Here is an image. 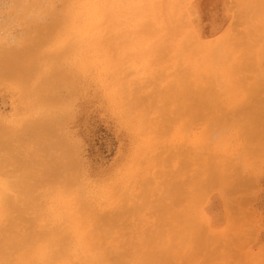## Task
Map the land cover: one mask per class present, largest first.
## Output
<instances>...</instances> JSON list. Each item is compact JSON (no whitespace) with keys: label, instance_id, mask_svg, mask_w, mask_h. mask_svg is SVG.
I'll return each mask as SVG.
<instances>
[{"label":"rangeland","instance_id":"obj_1","mask_svg":"<svg viewBox=\"0 0 264 264\" xmlns=\"http://www.w3.org/2000/svg\"><path fill=\"white\" fill-rule=\"evenodd\" d=\"M89 1L100 11L106 5L104 0ZM156 1L165 3V0ZM174 1L158 21L163 22L164 29L168 21H179V31L169 34L163 29L159 34L148 32L147 37L141 34V40L136 38L140 50L145 52L150 46L149 53L137 56V48H130L129 42L126 53L129 58L135 55L133 68L121 67L122 70L113 72L103 54L107 21L102 15L91 16L88 19L91 26L83 35L86 38L73 40L74 45L58 62L69 78L64 83L59 79V84L64 86L59 91L61 99L53 104L49 117L55 120L52 121L53 134L57 136L54 143L59 139L61 147L50 146L45 141L38 144V139L26 135L23 143L18 144L20 150L14 151L13 155L20 156L21 161L31 162L29 153L33 152L37 159L58 156L59 165L66 162L67 167L62 168L65 172L60 178L57 176L60 180L49 173L45 175L46 185L36 186L35 201L27 203L28 208L19 202L25 219L20 218L12 232L19 229L17 232L33 237L37 240L34 244L41 247L47 245L44 238L49 232L51 235L55 232V240L61 242L53 248L64 249L70 264H264V0ZM78 3V0H0V43L12 45L14 36L23 38V29H27L26 22L32 16H37L40 25L45 24L41 23L45 22V16L48 20L54 15L65 17L69 23L74 19ZM158 7V14L162 13ZM46 9L49 14L40 15ZM68 9L71 19L65 14ZM168 12L170 15L166 17ZM144 14L130 15V30L135 28L132 18L145 20ZM83 22L76 20L75 25L82 27ZM122 24L126 21H119V26ZM165 34L171 35L163 37L169 41L165 45L174 44H170L172 50L166 45V52L158 58L162 59L160 64L158 54L153 51L155 45L162 44ZM92 37L94 43H89ZM52 48L43 44L34 55ZM50 64L43 62L39 67L48 72L54 65ZM37 75L42 76V72L29 84L40 79ZM136 81L139 84L134 85ZM172 82L175 88L178 84L179 90L191 92L188 100L181 101L185 108L176 111L175 102L174 106L161 107L167 98L155 94L173 85ZM18 87L0 79L2 118L11 119L20 106ZM146 96L151 97L146 101ZM156 100L159 108H153ZM64 102L68 103L64 106ZM168 108H174L173 112ZM186 108L194 114L190 115ZM25 118L22 115L19 121ZM1 120L2 130L20 126ZM16 171L22 172L15 161L5 166L0 170V183L13 182L18 176ZM6 173L9 176L3 175ZM6 193L12 195L15 191L8 188ZM61 194L68 197L71 208L82 214V218L76 219V226L70 217L60 216L63 211L69 213L59 201ZM26 217L34 224L30 227L31 220L27 221L30 229L25 228ZM52 226L59 228L58 231ZM100 232L103 238L97 235ZM165 251L169 254L162 258ZM7 252L12 256L19 253L16 249ZM43 256L34 254V264H48Z\"/></svg>","mask_w":264,"mask_h":264},{"label":"bare ground","instance_id":"obj_2","mask_svg":"<svg viewBox=\"0 0 264 264\" xmlns=\"http://www.w3.org/2000/svg\"><path fill=\"white\" fill-rule=\"evenodd\" d=\"M69 1V0H68ZM71 2H75L76 0H70ZM78 7H77V12L74 13V19L71 20L69 23H67L69 20H67L65 17L64 19L60 18V17H55V15L53 17H48L49 19L47 20L46 16L47 14H49V8L46 9V11L43 14L40 15H44L45 17V22H41V23H45L40 25L39 22L36 21V17L37 16H32L29 18V21L26 22V24L28 25L27 29L25 27L24 30V36L23 38H21L19 40L15 39L16 37L14 36L13 39V44L12 45H8L6 42H1L0 43V79H2V81H9L12 82V84H17L19 87V93H20V98H19V107L16 110V112H14L11 116V119L9 118H2L0 116V118H2L4 121V123L7 124L8 123L11 124V126H17L18 124H20V126L16 129H11V130H2L1 127L0 128V170L4 169L5 166L9 165L11 162H16L18 165L19 170H22V172L19 174L18 171H16L15 173H18L17 175L15 174V180L13 182H4V183H0V216H1V220H0V264H34V254H41L44 255L43 260L48 261V264H70L68 259L66 258V253L64 252V249L62 248H53L54 245H59V243L61 242L60 239L55 240V232L54 234L51 235V232H49L50 234L44 238V240H47L48 243L47 245H44L43 247H45V251L43 250V247L41 246H37L34 244V241L37 243V240L34 239L31 236H27L25 234H23L22 232H15L13 233L12 231L14 227L17 226L18 223H20V218H24L25 219V213L24 215H22V208L19 206V202H23V206H25V208H28V204L30 201L31 203L35 201L36 196H34V192L36 189V186L41 183L42 185H46L45 180L43 181L45 175L47 173L51 174L53 176V178H56V180H60L58 179V177L60 178V174L64 173L65 171L62 169L64 167V164L66 163H62L59 165V161L61 159L57 157H53L52 159H37L35 158V154L33 155L32 153H29V157L30 155H32V160L31 158H29L31 160V162H29L27 159H25L24 161H21V158H19L16 154H14L15 150H20L18 148V144H22L23 143V138L24 136L28 135V136H33L34 139H38L39 142L37 141V143L39 144L41 141H45L47 143H49L50 146H55V144H57L58 147H61V143L59 142V139L56 140V143H54V136H56V134H53L55 130H53V128L55 129V125L52 123L53 118L49 117L52 115V113H49L53 106V104L57 101L61 99V93H59V91L61 90L62 84H59V82L63 81L62 83H64V81H66L69 78V75H67L64 71V69H62L59 65L58 62L60 61V58L62 59V57L65 56V54L67 53L68 49L74 45V41L76 40V38H79L80 40L83 37V35L86 32V29L89 28L91 25V23L88 21V19L91 16L97 17V16H103L106 21L107 24L105 26L106 30V37H103V43H104V53L105 57L107 58V64L109 67V70L112 69V72L115 70H119L123 67L125 68H133V57L134 56H130V58L128 57L126 51H128L131 47L135 49L137 48V56H143L144 53H149V47H148L145 52H141V45L139 40L137 41L136 38L138 37V39L141 37V34H145L148 32L153 34L154 33H158L159 31H162L164 29V27H162L163 22L161 23L160 21H158V19L160 20V16L162 19V15L164 14V9L167 8L168 5L173 4L174 5V0H165V3H162L163 1H159L157 2L156 0H104V4H106L104 6L103 11L97 10L96 7H94L93 3L89 0H78ZM95 1V0H94ZM174 1V2H173ZM177 1V0H176ZM58 2V1H57ZM98 2V1H97ZM180 2V1H179ZM178 2V3H179ZM159 3V4H158ZM162 3V4H161ZM42 4V3H41ZM63 4V3H62ZM177 4V3H176ZM17 5V3L15 4ZM28 4H26L27 6ZM178 5V4H177ZM176 5V6H177ZM64 6V5H63ZM159 6V7H158ZM180 6V5H179ZM19 6H16V8ZM157 7L159 8V11L161 10L162 13L157 11ZM39 9V8H38ZM43 9V8H42ZM42 9L40 11H42ZM62 9V8H61ZM60 9V10H61ZM12 10V9H11ZM55 10V9H54ZM22 11V10H21ZM166 11V10H165ZM168 11V10H167ZM173 11V10H172ZM35 12V11H33ZM144 14V12H146V14H144L145 20H139L138 17L135 18L133 17L132 20L135 22H133L135 24V28L132 27V29L130 30V15L135 14L138 15L139 13ZM175 12V11H174ZM14 13V12H13ZM19 13V12H18ZM25 13V12H24ZM40 13V12H39ZM71 10L68 9L65 14L68 15L67 18L71 19ZM172 13V12H171ZM159 16H158V15ZM173 14V13H172ZM176 14V13H175ZM19 15V14H18ZM21 15V14H20ZM134 15V16H135ZM141 15V14H140ZM146 15V16H145ZM170 13L168 12V14L166 13V17H169ZM184 15V14H183ZM123 16V17H122ZM142 16V15H141ZM16 17V15H15ZM15 17H13L15 19ZM147 17V18H146ZM170 17H173L172 15ZM20 18V17H19ZM43 18V19H44ZM185 18V17H184ZM23 18H21L20 20H22ZM42 19V20H43ZM82 19L84 22L82 27H78L75 25L76 20ZM136 19H138L139 21H137ZM172 19V18H171ZM176 19V18H174ZM18 20V19H17ZM24 20V19H23ZM40 20V19H39ZM47 20V21H46ZM92 20V18H91ZM101 20V19H100ZM124 20L126 21V24H122L121 26H119V21ZM169 20V19H168ZM173 20V19H172ZM182 20V19H181ZM103 22V20H102ZM161 23V24H160ZM166 23V20H165ZM183 23V22H182ZM167 27L165 28L169 34H172V31L174 30H178V28H180V23L179 21H176V23H172L169 22L166 23ZM101 25V24H100ZM165 26V25H164ZM100 27V26H99ZM121 28V30L119 29ZM165 29L163 31H165ZM22 30V31H23ZM100 31V30H99ZM155 31V32H154ZM177 31V32H178ZM104 32V33H105ZM164 33V32H163ZM162 33V34H163ZM23 34V33H22ZM155 34V35H156ZM159 34V33H158ZM168 34V35H169ZM101 35V34H98ZM103 35V34H102ZM144 35V36H145ZM146 35V37H147ZM166 36H162L163 37H170L171 35H167ZM179 35V34H177ZM12 36V37H13ZM131 36V38H130ZM193 36V35H192ZM152 37V36H151ZM158 37V36H157ZM161 36H159L160 38ZM175 37V36H174ZM75 38V39H74ZM86 38V37H85ZM96 38V37H95ZM150 38V37H148ZM153 38V37H152ZM155 38V37H154ZM131 39V40H130ZM134 39L137 42H133ZM161 39V38H160ZM159 39V40H160ZM93 40V37L91 38V40L89 39L88 42L90 43ZM172 40V39H169ZM100 41V40H99ZM154 41V40H153ZM158 41V40H156ZM161 41V40H160ZM167 39H162V44H158V45H154L157 46L155 48V46L151 47V48H155L153 53H157L158 54V58H160V56L162 54H164V49L167 47L166 45L169 44V48L174 44L171 43H167L165 45V43L167 42ZM86 42V41H85ZM94 43V41H92ZM101 42V41H100ZM98 42V43H100ZM130 42V48H128L127 44ZM132 42V43H131ZM169 42V41H168ZM97 43V42H95ZM102 43V42H101ZM134 43V44H133ZM159 43V42H156ZM164 43V44H163ZM223 43V42H222ZM221 43V44H222ZM43 44H47L51 47H53L51 50L44 52L43 54L39 55V56H35L34 54L37 55L38 50H36L39 46H42ZM57 44V45H56ZM172 44V45H170ZM55 45V46H54ZM129 45V44H128ZM181 46V45H180ZM178 45V47H180ZM219 46V45H218ZM174 47V46H173ZM41 48V47H40ZM168 48V47H167ZM218 48V47H217ZM171 49V48H170ZM102 50V49H101ZM172 50V49H171ZM170 50V51H171ZM178 50V48H177ZM176 50V51H177ZM168 51V53L170 52ZM179 51V50H178ZM182 51V48L180 49V52ZM174 52V51H173ZM172 52V53H173ZM183 52V51H182ZM167 53V54H168ZM167 54L165 56H167ZM68 55V54H67ZM133 55V54H132ZM148 55V54H147ZM154 55V54H153ZM156 55V54H155ZM176 55V54H175ZM151 56V55H150ZM165 56H163L165 58ZM39 57H43L42 59H39ZM96 57V56H95ZM98 57V56H97ZM144 57V56H143ZM142 57V58H143ZM155 57V56H154ZM175 57V56H174ZM172 57V58H174ZM137 58V57H136ZM156 58V57H155ZM186 58V57H185ZM156 60V59H155ZM160 62L162 59H158ZM165 60V59H164ZM53 61V63H52ZM140 61V59H139ZM149 61V60H148ZM175 61V60H174ZM43 62H47V63H51L50 65H53L51 68L52 70H48V72H44L41 71V67H39L41 64H43ZM138 62V60L136 61ZM157 62V63H158ZM146 63V62H145ZM161 64V62H160ZM172 64V63H171ZM150 65L151 64L150 62ZM105 66V65H104ZM135 66V65H134ZM149 66V65H147ZM146 66V67H147ZM178 66V65H177ZM122 67V68H121ZM136 67V66H135ZM151 67V66H150ZM50 68V69H51ZM87 68V67H86ZM85 68V69H86ZM145 68V66H144ZM149 68V67H148ZM90 69V68H89ZM103 69V68H101ZM135 69V68H134ZM133 69V70H134ZM146 69V68H145ZM153 69V68H152ZM179 69V68H178ZM130 70V69H129ZM139 70V69H138ZM148 70V69H147ZM152 71V70H151ZM41 74L42 72V76L41 75H37L40 76V79L34 84H29L30 82H32L33 77H36V74L39 73ZM117 72V71H116ZM136 72V71H135ZM139 72V71H138ZM141 72V71H140ZM134 74V72H132ZM146 73V72H145ZM144 73V74H145ZM70 74V73H69ZM132 74V76H133ZM148 74V73H147ZM155 74V73H154ZM73 75V74H72ZM116 76V75H115ZM130 76V73H129ZM136 76V75H135ZM134 76V77H135ZM71 79H73L72 76H70ZM133 77V78H134ZM137 77V76H136ZM135 77V78H136ZM37 78V77H36ZM59 79H62L59 81ZM114 79V78H112ZM126 79V78H125ZM144 79V78H142ZM150 79V77L148 78ZM147 79V80H148ZM36 81V79H34ZM140 80V79H139ZM117 81V79H116ZM129 81V80H128ZM166 81V80H165ZM135 82V81H134ZM151 82V81H149ZM153 82V81H152ZM112 83V82H111ZM132 83V82H131ZM138 82L136 81L135 84H137ZM146 83V82H145ZM154 83V82H153ZM162 83V82H161ZM168 83V82H167ZM173 85L167 87L165 90H161L158 93H155L157 97H163L166 96V101L165 104L166 106L162 105L161 107L166 108L177 105V108L175 106V111L181 108H185L184 106H186V104L183 106V104H181V101L188 100L190 97L191 92L189 93H185V91H182L178 89V84L175 88V82H172ZM139 84V83H138ZM65 85V84H64ZM189 85V84H187ZM66 86V85H65ZM114 86V85H112ZM125 86V85H124ZM127 86V85H126ZM125 86V87H126ZM132 86V85H131ZM137 86V85H136ZM147 86V84H146ZM150 86V85H149ZM165 86V85H164ZM120 87V86H119ZM129 87V86H128ZM107 88V87H106ZM139 88H141L139 86ZM143 88H146L145 86ZM161 89V87H159ZM111 89V88H110ZM142 89V88H141ZM63 90V89H62ZM114 90V89H113ZM147 90V89H146ZM109 91V90H108ZM124 91H126V88L124 89ZM128 91V90H127ZM126 91V94H127ZM136 91V90H135ZM134 91V92H135ZM113 92V91H111ZM115 92V91H114ZM118 92V91H117ZM144 92V91H143ZM142 92V93H143ZM147 92V91H146ZM145 93V92H144ZM202 94V92H200ZM122 94V93H121ZM135 94V93H134ZM153 94V93H152ZM19 96V95H18ZM128 96V95H127ZM142 96V95H141ZM155 96V99H156ZM122 97V96H121ZM145 97V96H144ZM151 97V96H148ZM148 97L146 96V101L148 99ZM159 97V98H160ZM143 98V97H142ZM128 99V98H127ZM152 99V98H151ZM154 99V98H153ZM129 100V99H128ZM133 100V99H132ZM134 100H136V98H134ZM125 101V100H124ZM123 101V102H124ZM160 101V100H159ZM154 102V101H153ZM151 102V104L153 103ZM175 102V104L173 105V103ZM68 103V102H67ZM66 102H64V106L65 104H67ZM130 103V102H129ZM128 103V104H129ZM133 103V102H132ZM160 103V102H158ZM61 104V102L59 103ZM124 104V103H123ZM162 104V103H161ZM68 106V105H67ZM133 106V105H132ZM157 106V100H156V104L154 102V107L156 108ZM159 108V105L157 106ZM160 107V108H161ZM65 109V110H64ZM62 109L64 110L63 112L66 111V107ZM168 108V111H170ZM187 109V108H186ZM189 109V108H188ZM188 109L186 111H188ZM159 110V109H158ZM174 108L171 109V112H173ZM174 111V112H175ZM191 110L189 109L188 112H190ZM52 112V111H51ZM54 112V111H53ZM60 113H63L62 111H59ZM56 112H54L55 114ZM66 113V112H65ZM192 111L189 113L191 115ZM51 114V115H49ZM194 114V113H192ZM26 116V118L22 121L20 120V116ZM64 115V114H63ZM61 115H58V117H60ZM56 117V116H55ZM58 117H56L55 119H59ZM61 118V117H60ZM58 121V120H57ZM56 121V122H57ZM55 122V120L53 121ZM59 123V122H58ZM1 124V123H0ZM2 125V124H1ZM54 125V126H53ZM59 125V124H58ZM56 125V126H58ZM11 128V127H10ZM5 132V134L3 133ZM7 132V134H6ZM57 137V136H56ZM59 138V137H58ZM30 140V139H29ZM61 141V140H60ZM31 142V141H30ZM32 143V142H31ZM17 144V145H15ZM36 144V142H35ZM33 143V145H35ZM37 144V145H38ZM65 144V143H64ZM47 146V145H46ZM48 146V147H50ZM56 146V147H57ZM25 148V147H24ZM51 148V147H50ZM26 149V148H25ZM54 149V148H53ZM61 151V150H60ZM35 152V151H34ZM36 152H38L36 150ZM19 153V152H18ZM23 152H20V154H22ZM50 153V152H49ZM37 154V153H36ZM60 154V153H59ZM69 153H67L68 155ZM23 155V154H22ZM25 155V154H24ZM24 155L22 157H24ZM40 156V154H39ZM48 156V155H47ZM62 156V155H61ZM70 156V155H69ZM18 157V158H16ZM37 157V156H36ZM25 158V157H24ZM43 158V157H42ZM64 158V157H63ZM69 158V157H68ZM67 158V160H68ZM74 158V157H72ZM64 160V159H63ZM66 160V159H65ZM71 160V159H70ZM76 160V159H75ZM27 161V164L23 163ZM77 161V160H76ZM64 162V161H63ZM69 162V161H68ZM67 162V163H68ZM73 163V162H72ZM71 164V161H70ZM67 165V164H66ZM16 167V166H15ZM69 167V165H68ZM15 170H17L15 168ZM14 170V171H15ZM7 172V171H6ZM11 172V170H10ZM75 172V171H74ZM3 173V172H2ZM8 173V172H7ZM3 174L6 176H9V174ZM67 173V172H66ZM69 173V172H68ZM13 173H10V175H12ZM2 175V177H4ZM78 175V174H77ZM5 176V177H6ZM58 176V177H57ZM64 176V175H63ZM11 177V176H10ZM65 177V176H64ZM75 177V176H74ZM7 178V177H6ZM13 178V177H12ZM48 178V176H47ZM52 178V177H51ZM52 178V179H53ZM66 178V177H65ZM1 179V178H0ZM8 180L9 177L7 178ZM46 179V178H45ZM50 179V177L48 178ZM43 181V183H42ZM47 181V179H46ZM129 181V180H128ZM45 182V183H44ZM48 182V181H47ZM55 182V181H54ZM58 182V181H57ZM66 183V182H65ZM57 184V183H56ZM72 184V183H71ZM51 185V184H50ZM41 186V185H39ZM44 187V186H43ZM128 187V186H127ZM8 188H12V190L14 189L15 194L13 193L11 194H7L6 190ZM41 188V187H38ZM37 188V189H38ZM64 189L66 187H63ZM47 189V188H46ZM126 189V188H125ZM45 190V189H44ZM62 190V189H61ZM37 191V190H36ZM10 192V191H9ZM42 192V191H41ZM40 192V193H41ZM57 192V191H55ZM74 192V191H73ZM47 193V192H46ZM52 193V192H50ZM59 193V192H58ZM68 193V192H65ZM75 193V192H74ZM73 193V194H74ZM108 193V192H107ZM118 193V192H117ZM142 193V192H141ZM150 193V192H149ZM148 193V195H149ZM44 194V193H43ZM147 194V193H146ZM47 195V194H46ZM48 195H50L48 193ZM52 196V194H51ZM146 196V195H145ZM143 196V197H145ZM48 197V196H47ZM50 197V196H49ZM71 197V196H70ZM148 197V196H147ZM146 197V198H147ZM41 198V197H40ZM44 198V197H43ZM55 198V197H53ZM59 201L63 204H65L67 210H68V214L63 213L60 215L61 218H65L70 217L73 225L76 226V219L78 217H81L80 215L82 214H78V212L75 210V208H71L70 207V200H68V197L65 196L64 194L59 195ZM74 198V197H73ZM20 199V200H19ZM39 199V198H38ZM80 199V198H79ZM116 199H118L116 197ZM54 200V199H53ZM52 200V201H53ZM72 200V199H71ZM127 200V199H126ZM42 201V200H41ZM39 201V202H41ZM44 201V200H43ZM58 201V200H57ZM74 202V201H73ZM115 201H113L114 203ZM55 203V202H54ZM75 203V202H74ZM44 204V203H43ZM42 204V205H43ZM46 204V203H45ZM112 204V202L110 203ZM48 205V204H47ZM72 205V204H71ZM38 206V204H37ZM77 206V205H75ZM74 206V207H75ZM127 206H129L127 204ZM34 207V206H33ZM61 207V206H60ZM88 207V206H87ZM24 208V207H23ZM24 208V209H25ZM49 208V207H48ZM52 208V207H51ZM31 209V207H30ZM33 209V208H32ZM31 209V210H32ZM40 209V208H39ZM44 209V206H43ZM54 209V208H53ZM77 209V208H76ZM49 210V209H48ZM93 210V209H92ZM26 211V210H25ZM24 211V212H25ZM35 211V210H34ZM34 211H32V213H34ZM66 211V210H65ZM96 211V210H95ZM27 212V211H26ZM45 212V211H44ZM54 212V211H53ZM113 212V210H112ZM123 212V210H122ZM30 213V212H29ZM28 213V215H29ZM37 213V212H36ZM42 213V212H41ZM96 213V212H95ZM100 213V212H99ZM2 214V215H1ZM31 214V213H30ZM84 214V213H83ZM104 214V212H103ZM101 214V218L102 215ZM106 214V213H105ZM47 215V214H45ZM52 215V214H51ZM85 215V214H84ZM91 215V214H90ZM111 215V214H110ZM95 216V215H94ZM104 216V215H103ZM118 216V215H117ZM29 217V216H28ZM27 218L26 220V226L25 224H23L25 226V228H29L32 227V225L34 226V224H32V216L29 217L31 218V222L28 223L30 220L29 218ZM38 217V216H37ZM85 217V216H84ZM89 217V216H88ZM34 218V216H33ZM39 218V217H38ZM60 218V217H59ZM93 218V217H92ZM22 219L24 222L25 220ZM29 220V221H28ZM49 220V219H47ZM94 220L98 221V219L96 217H94ZM117 220V219H116ZM22 221V222H23ZM28 221V222H27ZM51 221V220H50ZM88 221V220H87ZM91 221V220H90ZM115 223V217L113 220ZM84 222V221H83ZM89 222V221H88ZM27 223L29 225H31L29 227V225H27ZM34 223V221H33ZM36 223V222H35ZM58 223V222H57ZM97 223V222H96ZM46 224V223H44ZM43 224V225H44ZM52 224V223H51ZM59 224V223H58ZM61 224V223H60ZM85 224V223H84ZM20 225V224H19ZM67 225V224H65ZM130 225V224H129ZM23 226V227H24ZM37 226V225H36ZM97 226H99L97 224ZM95 226L94 228H99ZM101 226V225H100ZM118 226V225H116ZM57 227V226H56ZM60 227V226H59ZM73 227V226H72ZM71 227V228H72ZM121 227V226H120ZM54 227L52 226V229ZM78 228V227H77ZM89 228V227H88ZM92 228V227H91ZM35 229V228H34ZM59 228L53 229V230H57ZM81 229V228H80ZM79 229V230H80ZM62 230V229H61ZM70 230V229H68ZM74 230V229H73ZM90 230V229H89ZM105 230V228H104ZM113 230V229H112ZM24 231V230H23ZM40 231V230H38ZM58 231V230H57ZM63 231V230H62ZM76 231V230H75ZM101 231V230H100ZM32 232V230H31ZM92 232V231H91ZM69 233V232H68ZM73 233V232H72ZM117 233V232H116ZM48 234V233H47ZM64 234V232H63ZM67 234V233H65ZM64 234V235H65ZM74 234V233H73ZM78 234V233H77ZM44 236V234H39ZM86 235V234H85ZM92 235V233H91ZM100 238H103V234L100 232L97 234ZM113 235V234H112ZM41 236V237H42ZM70 236V235H69ZM68 236V238H69ZM81 236V235H80ZM87 236V235H86ZM85 236V237H86ZM40 237V236H39ZM40 237V238H41ZM94 237V236H93ZM43 240V242H44ZM70 240V239H67ZM94 240V239H93ZM100 241V239H98ZM97 240V241H98ZM86 241V240H85ZM92 241V240H91ZM105 241V240H104ZM64 243V241H62ZM94 243V241H92ZM106 242V241H105ZM66 243V242H65ZM71 243V242H70ZM83 243V242H82ZM100 243V242H99ZM128 243V242H127ZM67 244V243H66ZM105 243L103 242V245ZM40 245V244H39ZM62 245V244H61ZM60 245V247H61ZM65 245V244H64ZM69 245V244H68ZM84 245V244H82ZM91 245V244H90ZM96 245V244H94ZM99 245V244H98ZM112 244H110L111 246ZM130 245V244H129ZM108 246V245H107ZM81 247V246H80ZM93 247V246H92ZM98 247V246H97ZM161 246H159L160 248ZM84 248V247H83ZM102 248V247H101ZM129 248V247H128ZM10 249H16L19 253L16 254L15 256H12V254H10L11 252H7ZM75 249V248H74ZM157 249V248H156ZM155 249V250H156ZM168 249V248H167ZM71 250V249H70ZM88 250V249H86ZM92 250V249H91ZM105 250V249H104ZM111 250V249H110ZM127 251H129V249H125ZM158 250V249H157ZM37 251V253H36ZM44 251V252H43ZM79 251V250H78ZM109 251V250H108ZM116 251V250H115ZM161 251H164L163 248ZM167 251V250H166ZM166 251L161 255L162 258H164L166 255L165 254H169L168 252L166 253ZM82 252V251H81ZM102 252V251H101ZM114 252V251H113ZM130 252V251H129ZM59 253H62L61 255H59ZM108 253V252H107ZM160 253V251L158 252ZM68 254V253H67ZM71 255V254H70ZM92 255V254H91ZM108 255V254H107ZM100 256V255H99ZM115 256V255H114ZM117 256V255H116ZM145 256V255H144ZM110 257V256H109ZM36 258V255H35ZM89 258V257H88ZM104 258V257H103ZM116 258V257H115ZM121 258V256L119 257ZM56 259H58L57 261H55ZM111 260V259H110ZM42 261V260H41ZM54 261L56 263H54ZM123 261V259H122ZM40 262V261H39ZM76 262V261H75ZM112 262H116L115 260ZM44 263V262H43ZM121 263V262H120ZM119 263V264H120ZM41 264V262H40ZM46 264V262H45ZM77 264V263H76Z\"/></svg>","mask_w":264,"mask_h":264}]
</instances>
